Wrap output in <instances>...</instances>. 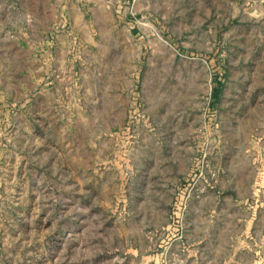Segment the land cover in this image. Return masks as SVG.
Listing matches in <instances>:
<instances>
[{
  "label": "rangeland",
  "instance_id": "1",
  "mask_svg": "<svg viewBox=\"0 0 264 264\" xmlns=\"http://www.w3.org/2000/svg\"><path fill=\"white\" fill-rule=\"evenodd\" d=\"M207 189L264 206V0H0V264H176Z\"/></svg>",
  "mask_w": 264,
  "mask_h": 264
},
{
  "label": "crops",
  "instance_id": "2",
  "mask_svg": "<svg viewBox=\"0 0 264 264\" xmlns=\"http://www.w3.org/2000/svg\"><path fill=\"white\" fill-rule=\"evenodd\" d=\"M39 21L32 17L33 26ZM47 31L44 39L38 36V56L41 51L45 54L35 61L38 67L66 69L74 65V61L65 58L69 47L65 43L55 44L53 32ZM60 38L64 41L65 34ZM51 89L44 88V92L50 94ZM217 198L214 191L202 190L197 203L186 206L179 237L155 257L157 262L162 256L173 260L170 258L174 253L179 257L176 264H264V206L233 208L216 204Z\"/></svg>",
  "mask_w": 264,
  "mask_h": 264
},
{
  "label": "trees",
  "instance_id": "3",
  "mask_svg": "<svg viewBox=\"0 0 264 264\" xmlns=\"http://www.w3.org/2000/svg\"><path fill=\"white\" fill-rule=\"evenodd\" d=\"M213 93H214V96H216L218 95L219 92L217 90H214Z\"/></svg>",
  "mask_w": 264,
  "mask_h": 264
},
{
  "label": "built area",
  "instance_id": "4",
  "mask_svg": "<svg viewBox=\"0 0 264 264\" xmlns=\"http://www.w3.org/2000/svg\"><path fill=\"white\" fill-rule=\"evenodd\" d=\"M168 264V263H167Z\"/></svg>",
  "mask_w": 264,
  "mask_h": 264
}]
</instances>
